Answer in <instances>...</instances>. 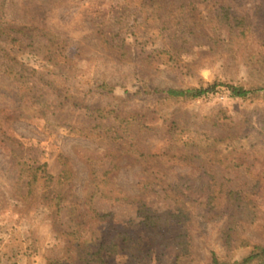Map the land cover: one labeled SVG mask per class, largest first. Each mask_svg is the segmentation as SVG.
Wrapping results in <instances>:
<instances>
[{"label": "rangeland", "instance_id": "obj_1", "mask_svg": "<svg viewBox=\"0 0 264 264\" xmlns=\"http://www.w3.org/2000/svg\"><path fill=\"white\" fill-rule=\"evenodd\" d=\"M182 4L202 14L203 30L184 46L183 38L174 39L182 46L170 58L167 51L175 48L165 43L179 29L175 10ZM222 4L247 14L251 26L234 42L226 23L211 20ZM4 11L11 25L60 33L70 59L67 74L77 77L68 81L69 92H61L67 82L48 60L54 53L46 37L32 43L24 36L22 48L14 47L38 68L31 87L0 66V264H50L58 255L83 264L84 241L94 249L125 233L134 237L132 246L142 242L145 250L136 264H207L214 253L241 259L252 246L228 248L226 216L206 222L194 200L207 202L209 193L194 186L178 191L191 212L188 258L175 262L177 248L141 222L143 202L159 211L174 208L168 182L205 171L225 187L249 192L256 220L242 223L239 232L264 243V130L257 126L244 134L252 123L260 125L264 90L244 98L223 84L264 85V0H8ZM2 54L0 49V63L10 60ZM103 80L108 86L97 88ZM209 84L216 89L197 98L166 97L169 87ZM101 103L118 107L120 116L98 117L93 107ZM130 151L149 152L147 163ZM115 163L117 185L137 199L92 196L91 180ZM39 164L53 179L29 184L30 172L23 177V169ZM92 207L109 215L94 219ZM107 260L134 261L124 251Z\"/></svg>", "mask_w": 264, "mask_h": 264}, {"label": "trees", "instance_id": "obj_2", "mask_svg": "<svg viewBox=\"0 0 264 264\" xmlns=\"http://www.w3.org/2000/svg\"><path fill=\"white\" fill-rule=\"evenodd\" d=\"M7 1L8 0H0V44L1 42L6 43L3 47H0V49L4 51V54L2 55L10 58V60H8L6 63H0V66L5 68L4 71L23 86L31 87L32 84H34V80L32 78L35 72H37L38 68H30L27 62L30 56L27 54L25 55V52L21 51L16 52L15 54L14 47L19 49L22 48V44L20 42H24V36L29 38L32 43L37 38L46 37L48 38L49 42H51V47H49L50 52L54 53L51 54L48 60L53 62V70L55 72H61L63 74H59L58 76L62 77L61 79L67 82V88H62L60 90L61 92H69L71 86L68 85V81L77 77V75L67 74V62L70 59L63 55L62 51L64 49L60 40L61 38H59L61 37L60 33H57L56 31L41 25L14 26L9 24L6 21L4 15V7ZM184 5L186 4L176 7L175 18L177 19L180 26L177 31L168 35L169 42L165 43L175 48L174 50L167 51L170 58L175 56V52L178 53V46H182L179 45V42H175L174 39L183 38L184 41H182V43H184L186 40L188 41L192 35L201 33V30H203L200 24L204 19L202 14L199 13V11L197 12L196 9H194L195 13H192V11L189 12L188 10H185ZM215 8H212L213 10L211 13V20H214L215 18V21H218L220 24H227L230 30V42H234L235 38L245 36L251 30L250 23L247 20V14L239 13V11L235 10L234 6L232 7L230 5L222 4L216 9ZM214 28L217 29V27ZM178 30L182 32V35H177L179 32ZM16 31H21L23 35H14ZM63 40L64 39H62V41ZM16 42H19V45ZM109 43L111 44V39L109 40ZM184 45L185 43L183 46ZM227 58L229 59L230 57L228 56ZM223 84L229 86L233 95L244 98L249 97L252 94H258L261 92V90H264V85L261 84L251 87H245L230 82H225ZM107 86V80H103L102 83L97 84V88L102 87L105 89ZM216 87L217 84H209L206 86L169 87L166 88L165 92L167 98L188 99L202 96L210 91L215 90ZM103 91L109 93L105 90ZM117 108L118 107H112L109 104L101 103L99 105H95L93 110L94 113L98 115V117L109 116L112 113L120 116V112L116 113ZM126 118L127 117L125 116L122 118V120H125ZM259 124L260 125H256L255 123H252L249 126V129L244 131V134L249 133L252 129L257 128V126H260L264 130V116L261 118ZM130 152L134 155H137L147 163V155H149V152ZM208 152L211 153L212 151ZM118 168L119 164L115 163L113 167L106 169L103 174H100L99 176L97 175L91 180L90 187L92 189V196H95L94 194H98V192H100L101 195L114 198L116 200L137 199V197L129 195L123 188L117 185V182L114 179V173L118 170ZM27 172H30V179L28 182L29 184L40 182L41 180L47 182L53 179V175L47 170L45 164L24 167L22 176L24 177ZM204 173V176L185 175L181 176L178 182H168V184L171 186L169 190H171L172 197L175 199L174 208L168 207L159 211L149 206L146 202H143L142 207H140V212L144 218L141 220V222H143L148 229H153L154 232L161 233V235L167 240L168 244H173L177 248L178 252L173 256V260H175V262H181L183 259L188 258L192 254L191 239L187 231L191 227V212L186 207L184 199H182V196L178 193V191L182 190L181 185L187 187L194 186L196 189L209 193V199L207 202L196 199L194 200V202H198V205L202 206L203 210L205 211L204 215L206 217V222L210 220L223 219L226 216V222L222 234L228 248L234 249L248 245L252 246L251 252L241 259H231L227 257L223 258L217 253H214L213 257L208 261L207 264H264V243L252 242V237L244 236L239 232L242 223L245 221L254 222L256 220V204L253 203L252 197L248 194L249 192L245 194L242 189L225 187L223 182H219L213 171H205ZM253 189L254 187L252 190ZM185 198L188 199L190 196L185 195ZM91 209L93 210L91 217L94 219H104L109 215L108 212H101L94 207ZM176 228H184V231L173 235V232L176 230ZM114 239V241H112L109 245H105L102 241L99 245H94L96 247L94 249H88L86 246L89 244H86L84 241L85 245L82 243L83 249L81 250L83 264H106L108 261L107 257L109 255H112L113 253H119L121 251H124L129 255L131 254L134 261L130 264H136V261L139 260L140 256L145 254V250L142 247V242L132 246L134 237L128 235V233L123 235L119 234ZM104 247L107 248V256L103 254ZM132 249H135L136 251H132ZM63 260L64 256L58 255L50 259V264H68ZM11 264L16 263L14 262ZM186 264H190L189 260Z\"/></svg>", "mask_w": 264, "mask_h": 264}]
</instances>
